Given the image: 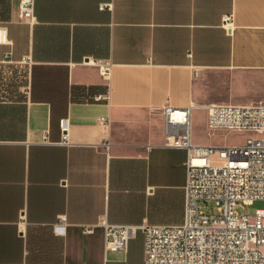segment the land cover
Returning a JSON list of instances; mask_svg holds the SVG:
<instances>
[{
  "label": "crops",
  "instance_id": "0c3cea01",
  "mask_svg": "<svg viewBox=\"0 0 264 264\" xmlns=\"http://www.w3.org/2000/svg\"><path fill=\"white\" fill-rule=\"evenodd\" d=\"M19 1L0 0V264H143L141 231L123 252L82 228L183 222L186 151L163 145L161 108L264 101V0H35L33 24Z\"/></svg>",
  "mask_w": 264,
  "mask_h": 264
},
{
  "label": "built area",
  "instance_id": "2783aa9c",
  "mask_svg": "<svg viewBox=\"0 0 264 264\" xmlns=\"http://www.w3.org/2000/svg\"><path fill=\"white\" fill-rule=\"evenodd\" d=\"M35 0H20L18 20L33 24ZM104 8V6H101ZM232 30V16L222 20ZM0 44L8 45V30L0 25ZM10 60V53L6 54ZM31 61L23 56L20 63ZM100 75L108 79L110 60L88 61ZM108 94L99 93L93 101H107ZM196 104L161 108L164 116V143L186 151L184 185V219L176 225L113 224L101 216L94 225H85L87 234L101 228L106 251L127 252L129 241L137 231L143 233V264H264V207L253 214L240 213L256 201L264 203V101L254 105L207 104L206 126L210 130L253 132L242 145H202L193 141L192 113ZM106 124V116L99 118ZM58 144L71 146L70 122L58 121ZM108 142L103 146L107 149ZM213 203L218 214L200 209L199 204ZM212 212V211H211ZM66 216L55 224L60 229Z\"/></svg>",
  "mask_w": 264,
  "mask_h": 264
},
{
  "label": "rangeland",
  "instance_id": "374dc122",
  "mask_svg": "<svg viewBox=\"0 0 264 264\" xmlns=\"http://www.w3.org/2000/svg\"><path fill=\"white\" fill-rule=\"evenodd\" d=\"M206 102L208 101H205V103ZM198 106L199 107L193 110L192 114L193 137L194 141L197 143L206 145H242L247 138L260 135H257L253 132L210 130L207 128L205 123L206 109L202 107L203 105ZM199 207L208 213L218 214L215 211V205L213 203L206 204L201 202ZM262 207H264V203L261 201H256L244 209L239 208V212L253 214L257 208Z\"/></svg>",
  "mask_w": 264,
  "mask_h": 264
}]
</instances>
